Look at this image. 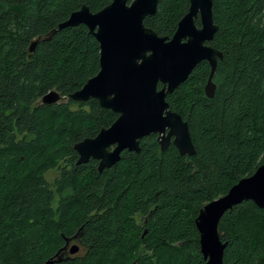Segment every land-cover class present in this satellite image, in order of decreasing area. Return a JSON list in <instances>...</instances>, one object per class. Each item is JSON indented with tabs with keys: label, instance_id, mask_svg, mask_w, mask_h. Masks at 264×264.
<instances>
[{
	"label": "trees",
	"instance_id": "16d2710c",
	"mask_svg": "<svg viewBox=\"0 0 264 264\" xmlns=\"http://www.w3.org/2000/svg\"><path fill=\"white\" fill-rule=\"evenodd\" d=\"M112 1L0 0V264H47L68 241L82 254L53 264H206L200 210L264 162V0H213L219 29L209 45L223 53L215 95L203 61L166 99L196 154L162 151L152 134L103 172L97 160L77 164L75 145L119 116L70 98L99 73L100 46L85 25L58 27ZM189 9L190 0H159L144 24L171 38ZM53 91L62 99L44 104ZM219 230L224 264H264V209L243 202Z\"/></svg>",
	"mask_w": 264,
	"mask_h": 264
},
{
	"label": "water",
	"instance_id": "95a60500",
	"mask_svg": "<svg viewBox=\"0 0 264 264\" xmlns=\"http://www.w3.org/2000/svg\"><path fill=\"white\" fill-rule=\"evenodd\" d=\"M158 2L113 0L96 13L84 6L58 27L62 30L85 25L100 46L99 73L70 98L83 103L95 99L102 108L119 116L95 138L75 145L78 165L97 160L98 170L103 172L115 166L124 151L139 154L140 141L152 134L158 136L162 151L173 144L182 156L196 154L188 123L170 109L166 99L203 61L211 67L206 95L208 98L215 95L213 77L223 53L209 45L219 29L214 23L213 0H190L189 12L171 38L159 36L144 24L147 17L156 13ZM198 18L201 27L196 25ZM36 45L37 42L32 45L31 52ZM160 83L162 89L158 88ZM61 99L53 91L43 98V103L52 105ZM247 201L264 209V162L252 176L242 179L225 196L200 210L195 223L206 264H224L227 244L221 238L220 222ZM69 243L47 264L62 262L69 254H77L80 247L73 245L68 249Z\"/></svg>",
	"mask_w": 264,
	"mask_h": 264
},
{
	"label": "rangeland",
	"instance_id": "374dc122",
	"mask_svg": "<svg viewBox=\"0 0 264 264\" xmlns=\"http://www.w3.org/2000/svg\"><path fill=\"white\" fill-rule=\"evenodd\" d=\"M57 176H58V170H51L50 172L47 173L46 178L50 183H53L55 179L57 178ZM80 253L82 254V250H80L77 254H80Z\"/></svg>",
	"mask_w": 264,
	"mask_h": 264
},
{
	"label": "flooded vegetation",
	"instance_id": "af4514ba",
	"mask_svg": "<svg viewBox=\"0 0 264 264\" xmlns=\"http://www.w3.org/2000/svg\"><path fill=\"white\" fill-rule=\"evenodd\" d=\"M72 241H70V243H69V248L68 249H70V247L72 246ZM69 251V250H68ZM66 254H67V252H66Z\"/></svg>",
	"mask_w": 264,
	"mask_h": 264
}]
</instances>
